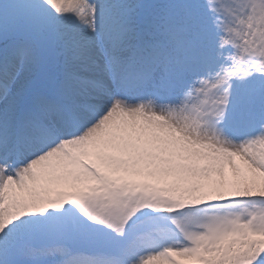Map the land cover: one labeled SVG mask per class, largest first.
<instances>
[{
  "label": "snow or ice",
  "instance_id": "snow-or-ice-1",
  "mask_svg": "<svg viewBox=\"0 0 264 264\" xmlns=\"http://www.w3.org/2000/svg\"><path fill=\"white\" fill-rule=\"evenodd\" d=\"M0 264H264V0H0Z\"/></svg>",
  "mask_w": 264,
  "mask_h": 264
}]
</instances>
